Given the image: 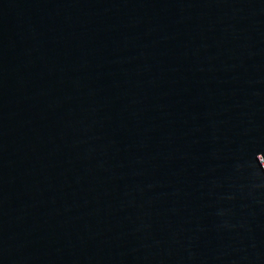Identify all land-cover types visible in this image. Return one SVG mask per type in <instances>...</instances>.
<instances>
[{"label":"water","instance_id":"95a60500","mask_svg":"<svg viewBox=\"0 0 264 264\" xmlns=\"http://www.w3.org/2000/svg\"><path fill=\"white\" fill-rule=\"evenodd\" d=\"M0 264H264V0H0Z\"/></svg>","mask_w":264,"mask_h":264}]
</instances>
